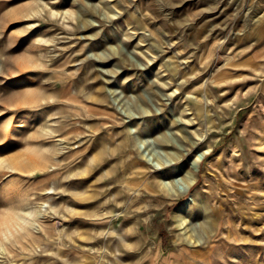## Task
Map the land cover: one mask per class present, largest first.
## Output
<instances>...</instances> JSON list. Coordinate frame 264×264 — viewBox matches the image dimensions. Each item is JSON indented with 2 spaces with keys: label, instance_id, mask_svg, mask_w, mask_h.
Masks as SVG:
<instances>
[{
  "label": "rangeland",
  "instance_id": "obj_1",
  "mask_svg": "<svg viewBox=\"0 0 264 264\" xmlns=\"http://www.w3.org/2000/svg\"><path fill=\"white\" fill-rule=\"evenodd\" d=\"M263 15L264 0H0V264H264ZM11 204L33 213L5 238Z\"/></svg>",
  "mask_w": 264,
  "mask_h": 264
},
{
  "label": "bare ground",
  "instance_id": "obj_2",
  "mask_svg": "<svg viewBox=\"0 0 264 264\" xmlns=\"http://www.w3.org/2000/svg\"><path fill=\"white\" fill-rule=\"evenodd\" d=\"M257 2H259V1H257ZM255 3V2H254ZM117 7V6H116ZM42 6H37V7H31L29 10H30V16H32V15H35V14H38L39 12H41L42 11ZM249 8V7H248ZM248 8H247V10H248ZM256 7H254V6H252V7H250L249 8V14L248 15H250L249 16V19H245V23H247V21H249L248 23H249V25H250V27H255V28H257V27H259L261 24H262V20H261V17H260V15L259 16H256V13L255 14H253L254 12H255V10L257 9H255ZM117 9V8H116ZM210 10V9H209ZM258 10V9H257ZM257 10H256V12H257ZM117 11V10H116ZM208 11V10H207ZM259 11V10H258ZM121 13V12H120ZM245 13H247V12H245ZM51 14H54V11L53 10H51ZM115 14V12H113V15ZM262 14V13H261ZM262 16V15H261ZM114 17V16H113ZM112 17V18H113ZM257 17V18H256ZM263 17H264V15H263ZM262 17V18H263ZM246 27V26H245ZM248 28V27H247ZM235 35V34H234ZM140 41H143V40H140ZM147 50V49H146ZM153 52V51H152ZM152 55V54H151ZM170 65H173V67H174V63L173 62H170L169 63ZM218 68V67H217ZM216 69V68H215ZM177 70H178V68H177ZM218 70V69H217ZM216 70V71H217ZM172 71L174 72V73H176V69H172ZM215 71V70H214ZM213 72V71H212ZM211 74V73H210ZM213 74V73H212ZM218 75V74H217ZM220 76V78L219 79H221V77L223 76V74H221V73H219V75L218 76H216V80H217V77H219ZM168 79H171L170 77H168ZM208 80H209V77H208ZM213 80V79H212ZM211 80V81H212ZM210 81V80H209ZM29 92V91H28ZM29 95H32V96H35L36 95V92H34V91H32L31 93H28ZM38 96V95H37ZM39 98V97H38ZM195 99V98H194ZM138 100V99H137ZM33 101V100H32ZM139 106V105H138ZM139 109V108H138ZM137 109V110H138ZM141 111V110H140ZM20 128H22V126H17V127H14V128H12V130H11V132L9 133V136H8V138H7V140L10 142V144H11V142L14 140V139H16V137L18 136V130L20 129ZM55 132H59V130H56L55 128H53V126H47V129L45 130V134L46 135H50V134H53V133H55ZM129 136V135H128ZM165 139H167L166 137H164ZM164 138H163V140H164ZM165 141H167V140H165ZM8 144V143H7ZM6 147H8V146H6ZM128 147H130V146H128ZM7 149V148H6ZM4 151V150H3ZM196 161H197V164H199V162L201 161V157L197 154L196 155ZM136 163V162H135ZM198 166V165H197ZM197 168L198 167H196L194 170L192 169V171H191V174H189V175H191L190 176V178L186 181L187 183H188V187L190 188L192 185H194L197 181H198V177H197ZM173 186H174V184H173ZM165 187V186H164ZM165 190L167 191V192H169V190H168V188L167 187H165ZM176 191V190H175ZM186 191V190H185ZM184 190L182 191V190H179V191H176L177 193H178V195H179V193H184L185 192ZM202 201H201V203L198 205L200 208H203V211H209V204H208V201H207V199L206 198H203L202 197V199H201ZM9 207V206H8ZM23 212H28V213H33V210L31 209V208H28V209H25V208H22V207H20V206H17V205H15V204H11L10 205V207H9V209H8V213H6L7 214V217L5 218L4 217V221L3 222H1L2 223V231H3V233L5 234V235H3L4 237L5 236H7V235H10L11 233H12V231L13 230H16L17 231V229L19 228V229H23V223H21L23 220H26L25 219V217L23 216ZM171 219L173 220L172 222H173V224L174 225H176L177 227H182V225H184V223L186 222V220H187V217H188V215H186L185 214V212H184V208L183 207H180V208H177V209H175L174 210V212H173V214L171 215ZM3 220V219H2ZM1 220V221H2ZM28 221V220H27ZM27 221H25V223L27 222ZM211 221L213 222V218H211ZM29 223V221L27 222V224ZM26 224V225H27ZM27 226H31V225H27ZM211 226V225H210ZM174 227V226H173ZM202 227H203V231H208V229L207 228H209V224L207 225V223H205V224H203L202 225ZM26 230H28V228L26 229ZM28 233V232H27ZM26 232H25V234H27ZM18 235H19V233H18ZM24 235V234H23ZM28 235V234H27ZM21 236V235H20ZM19 236V237H20ZM12 237V236H11ZM11 237H9L8 236V238H11ZM22 238H24L23 236H21ZM6 238V237H5ZM189 238H193V235H191V237H189ZM17 239V238H16ZM193 240H194V238H193ZM16 241H19V240H16ZM14 243H15V241H14Z\"/></svg>",
  "mask_w": 264,
  "mask_h": 264
}]
</instances>
